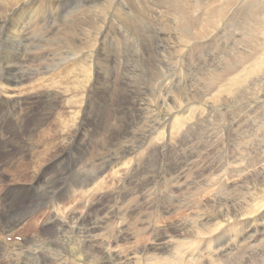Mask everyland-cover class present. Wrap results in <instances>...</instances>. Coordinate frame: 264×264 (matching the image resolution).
<instances>
[{
  "label": "bare ground",
  "instance_id": "1",
  "mask_svg": "<svg viewBox=\"0 0 264 264\" xmlns=\"http://www.w3.org/2000/svg\"><path fill=\"white\" fill-rule=\"evenodd\" d=\"M110 1L112 2V0ZM159 1L165 4L167 0ZM190 1L194 4L204 2V0ZM36 3L42 6V0H0V186H3L0 188V264H264V252L263 249H261V245L264 244V198L261 201L257 200L259 195L264 194V165L251 172V178L249 174L244 176L242 173L252 166V164L247 165L245 163L246 165H244V163L240 164V162H238L240 159L239 157L246 160L252 157L256 162L264 161V156L259 153L260 151H258V153L253 152L254 154H252V147L250 145L253 142L248 143L250 141H246L247 143H244L241 140L242 144H240L239 148H236V145H234L232 141L234 147L231 151L232 155L230 153L227 158L229 159L230 167H227L228 170L226 171H228L227 173L229 175L234 174L241 179V182L235 184V187H233L238 189L237 196H229L227 194V196H225L222 189L228 186L223 182L220 183L217 176L213 175L214 173L208 171L209 175L206 177L204 176V180L201 181L194 172L188 171L186 172L187 174L182 176L180 172L175 174L177 171L173 169L174 166L179 165L177 161L181 160L178 152L181 151V146L185 147L183 146L186 143L185 136L191 131L192 125L199 120L198 111L196 113H190L191 108L188 107L189 103L192 101L199 103L204 99L217 102L218 97L222 98L223 95L234 91L235 88L238 90L239 86L242 85L243 80H240L242 77L246 78L255 72L252 66L255 62L261 63L260 57L263 56L261 54L264 50V45L258 42L259 38L251 39L250 36H258L259 33L264 31V20L257 17L256 14L248 15L249 22L246 20V25L244 24L240 27L243 32L250 33L249 35L245 34L244 37L246 44L248 41H252L251 51L245 50L242 47L244 51L239 53L238 48V50L236 49L238 53H235L233 56L229 54L225 55L224 61L221 63L219 62L217 66L213 65L206 73L203 70L197 72L196 69L195 72H193L196 75V80H199V82L196 84L190 83L191 85L188 86V88L187 82H185L181 87L176 88L174 86V88L171 89V86L174 85V80H169L166 77L164 78L162 71L158 72L154 70V68L147 69L150 75L148 78L146 77V79L149 82L154 78L157 81L160 80L161 87H159V90L164 89V86L167 87L164 96L162 91H157L162 93V95L159 96L158 94L159 98L153 102V105L160 107L167 116L164 117L160 113L152 114L151 112L147 114V116L145 115V120L142 125H138V129L141 127L139 133L132 135L134 140L133 143L125 144L123 142L124 145H120V140L125 137L127 138L129 134L127 131L130 129L129 128L125 132L123 131V127H126L127 124V114H123V111L127 109L128 112H130L134 107V102L131 101L132 98L129 101L130 93L128 94L122 86H125L126 78L121 75L119 76L117 71L119 66L117 63V70L113 67H107V73L100 67L93 66L91 62L92 59L98 62L102 59L101 54H98L94 58L92 52V50L98 47L97 41L99 38L102 39V46L105 45L106 40L111 39L110 37L103 36L102 33V30L108 29V24L107 26L105 25L107 15L105 13H99L102 19L99 21L98 25H94V21L91 22L90 19L79 18L80 14L89 12L91 6L82 8L79 5L74 11L73 18L64 21L65 26H73V23L75 25L71 27V31L65 28V31L62 33L65 35L69 34V36L66 37L67 40L65 39L66 41H64V49L67 48V50L65 49L66 52L63 53V51H61L59 54L50 52L51 56H45V49L29 48L26 44L28 43L26 40H30L32 38L30 36L36 34H34L35 29L31 32L29 31L31 28L30 25H36L37 19H39V7ZM177 3H168V5H164L169 13L173 12L171 13V20L176 23V28L174 29V27H172L175 36H168L167 39H158L152 36L153 39L156 38V41H153V49H150L148 46L150 43L147 42L149 41L147 40L150 38L149 36L147 39L145 38L147 41L143 40V46L145 47L143 50L146 58L151 56L153 58L163 56L159 55V52L173 54L174 51H176V53L180 54L184 59L183 67H185L184 69H186L187 73L189 59H187V57L185 58L183 55L184 47L192 40V44L188 47L187 52L194 51L195 54H198L205 47L213 44L214 40H209V44H202V46L199 45V42L193 44L195 42L193 39L200 38V35L196 34L193 29L190 28L189 24L191 21L185 9L186 5ZM35 4L37 8H33L32 5ZM200 6H205V4H201ZM108 7L106 6V8ZM101 9L104 10V6L103 8L101 7ZM126 13L127 12L120 8H117V15L120 16L124 28L129 26L138 32V30H140L139 26L144 25V22L141 21V17H136V21L133 23L132 20H129ZM207 13L209 17L207 23L208 26L212 28L215 27V20L219 18L223 19L225 15L224 11L220 8L210 9ZM133 14L138 15L140 13L136 12ZM212 17H214L215 20H212ZM144 18L146 19L145 23L151 22L148 18ZM260 19L262 20L261 22ZM85 20L88 21V25L85 24ZM228 20L229 18L227 21ZM164 23V26L167 27L166 31H169V35H172L170 31L173 32V30L172 28L170 29L171 25L169 24L171 22L166 20ZM80 24L86 26L83 33L77 31ZM109 25L112 27V23H109ZM51 27H53V29L55 28L54 26ZM51 27L46 30L48 27L46 26L44 29L42 24V36H47L46 40L48 42L51 38L54 40L61 35H58L59 33L57 34V32L53 33ZM110 29L113 30V28ZM63 30L61 29V32ZM120 30L115 27L113 31L116 33L115 36H118V38L120 36L123 43H125V35L122 34V30L121 32ZM225 30H228V28L224 29V33L219 31L218 27H215L212 33L218 36V38H227ZM228 31L230 32V30ZM38 37L40 36L38 35ZM70 37H75L77 40L73 39L72 41ZM172 40H175V43H173ZM216 41L218 42V40ZM254 41L255 43L258 42L257 49L255 44L253 46ZM24 42H26V48H19ZM159 44H161L162 47H159ZM89 52H91V54H89ZM62 55L65 56L62 57ZM71 57L72 59H70ZM192 59L194 58L192 57ZM48 61H50L53 70L57 68L59 64L65 65L61 69L60 67L57 68L56 72L60 84L62 80H65V84L63 83L64 85L60 86L62 90L63 88L67 90L70 83H74L78 80L80 70L85 72L83 67L82 69H77L72 66L69 68L68 64L70 63L72 65L77 64L78 66H86L87 70L91 69V72L94 74L93 80L96 83L95 85L102 81V76H104L102 75L103 73H105L108 82L113 79L111 81V87L109 88V90L112 91L110 95H107L108 98H105L101 95L104 92V88H101V90L96 86L97 91H95V87L91 85L90 77L88 76L89 73L88 75H84V79L89 84V87L86 88V86L83 85L86 90L82 97H80L82 98L80 108H78V110L75 109L76 120L73 122V128L69 129L67 122L64 120H60L56 124V126L62 130L67 127L68 135H64L62 132H58V134L55 131L46 135L48 132L42 131V125L46 119L50 117V113L53 112L56 106L60 105L62 101V94H60L59 91L57 92L55 90L56 88L54 89L55 91L50 90L51 87L50 89L48 88L50 94L47 95V99H44L45 93L43 94L44 97H42V91L49 86H46L44 82V90L42 89L43 87L37 86V84L42 85L43 76L41 66H43L44 63L47 64ZM143 62H145V60ZM73 69L76 70V73H73ZM102 71L104 72L102 73ZM239 72H242V74ZM181 74L182 73H180V75ZM208 75L215 77V80L212 81V78L207 77ZM84 79L82 77L80 80L82 84ZM32 81L36 82V86L34 83L32 85H34L37 90L29 94L30 92L28 91ZM132 82L133 81H131V83ZM113 83L115 85L120 83V92L122 90L124 95L121 96L119 94L120 96H118L115 94L117 90ZM244 83L243 85H245ZM48 84H50V82ZM75 84L73 85L75 86ZM153 86L156 87V85ZM57 87L59 88L58 85ZM79 87L81 90V86ZM31 91H34L33 88ZM27 92L29 95L25 94ZM211 93H213V98H210ZM236 93H239V90ZM99 98L101 101L105 100L103 105H101V102H98ZM28 99L31 101L30 110L21 107V104L27 105L26 102H29ZM92 102L97 103V105L93 106ZM1 104H5V107L2 108ZM67 104L69 106H76L74 99H68ZM34 105H36V108H32ZM109 106H114V110L119 109V114H103L108 110ZM149 107L151 108V105H149ZM88 109L91 114H87V112H89L87 111ZM148 109V107L145 108L147 111ZM173 109L176 110V113L171 119L169 112L171 110L173 111ZM181 109L183 110L181 111ZM14 110L16 112L19 110V113L15 114ZM249 115H247V117ZM262 117L260 119L264 120ZM148 118L152 119L149 120ZM218 118H220V114H212L208 119L205 118V128L202 126V122L199 130L195 132V134L199 136H197L198 138H196V140H192L193 147L201 148V143L204 138L206 140L205 144L209 143V145L217 141ZM227 119L228 115L224 114L223 120L227 121ZM131 122L133 123L135 121H128V125L132 126L134 124V128L136 129V123L132 124ZM263 126L264 125L261 124L258 126L260 141H264ZM87 127H89V130ZM133 132L131 133L133 134ZM240 133L239 131L238 134L240 135ZM42 135H44V137H49L48 139L51 140L56 139L59 135L62 137L61 143L59 144L61 150L57 152L59 154L57 157H54L57 154H55L52 147H46V157L48 159L51 157L57 158L46 168L43 167L47 162L42 166ZM244 138L245 137L242 139ZM48 139L47 141L50 143L51 141ZM156 139L157 141H154ZM136 142L137 145L135 144ZM117 145L120 146L121 149L119 150L116 147L114 153H112V149ZM140 148L142 153L139 157H136L135 153L136 151L139 152L138 150ZM62 153L64 155L60 157ZM68 154L72 157V161L67 164H62L69 158ZM201 155L203 156V154ZM65 157L66 159H63ZM118 160L122 165L112 164ZM12 161H15L16 164L12 165ZM165 161L169 164L166 172L163 174L164 178L155 170L156 176L154 175L155 177L150 178L151 180H147L146 173L149 166L151 167L152 164L153 167L158 166ZM111 164L112 166H120L119 169H116L118 173L116 172L113 176L111 171V177L113 178L107 179L103 175L102 180L100 181L99 179L98 181V174H103L104 170H107L105 168ZM28 167L29 170H27ZM203 167L204 171L211 170V166L208 162H205ZM120 169L122 172L119 171ZM247 172L248 170L246 173ZM152 173L153 171L150 170L149 176L152 175ZM46 176L48 177L45 181L46 186L49 185V187L42 188V181L44 182L42 177ZM210 176L212 179H210ZM241 176L244 177L241 178ZM9 178H14L15 180L13 179L12 181H19L21 184L8 181L10 180ZM28 179H30L31 182L28 183ZM5 181L7 182L5 183ZM154 181L159 191L163 194L162 197H159L160 200L158 199L160 205L154 207L157 210L149 206V201H152L155 196L150 197L152 189L147 183L151 182L150 184H153ZM209 181L211 183H208ZM212 183L218 186L220 185L219 187L217 186V191L213 194L215 200H219V205L209 204L207 208H201L205 212H199L193 216L192 219L186 218L187 214L182 215L186 208H191V204L192 207L197 206L198 210L199 205L196 196L199 194L201 195L202 186H204V190H206ZM98 186L100 189H98ZM119 186L120 189H117ZM106 187L109 192L107 197L103 196L102 198L101 195H97L98 192L102 191V188ZM85 193H88L91 198H84L82 200L81 194L85 196ZM221 193H223V195ZM48 196L50 197L49 199L46 198ZM78 197L80 200H76ZM222 199H224V202H221ZM42 201L45 202L46 207L49 209L44 219H41L42 221L40 220V225H45L47 227L46 231H42L41 229V231L29 234L26 233L27 228L25 229V233L27 235L29 234V236L23 234L24 238L22 242H17L16 240L7 242L5 239L6 236H10L11 233L18 230L23 233L24 230L22 231V228L24 225H29L33 223V221L35 224L39 222H35L38 218L35 216L34 212L35 209L42 206ZM99 202L102 203V207L92 208V205ZM84 204L86 210H83ZM144 204H147L146 209ZM78 206L81 210H77ZM182 206V213L178 215ZM173 208H175L176 211L179 210L177 213V216L180 217L179 219L174 222L170 221L166 223L165 225H167L168 228L165 230L163 227H158L157 224L154 225L158 216L163 219L165 213L170 212ZM61 213L65 217H62ZM67 216H69V218H67ZM114 219H116V221H114ZM78 220H80V223H77ZM30 228L31 226H29V229ZM173 230L176 232L175 235H177V237L168 234ZM107 235H112V239H110L109 243L114 242V247L107 249L108 251L105 250V243L108 238ZM145 235H149L150 237ZM140 240H145V243L142 244L143 249H138V246L134 247L136 245L135 243L140 242ZM96 241L97 243L95 244ZM128 242H133V246L126 248ZM196 249L198 251L194 253ZM140 251H142V253ZM235 256L238 257L235 259Z\"/></svg>",
  "mask_w": 264,
  "mask_h": 264
},
{
  "label": "rangeland",
  "instance_id": "2",
  "mask_svg": "<svg viewBox=\"0 0 264 264\" xmlns=\"http://www.w3.org/2000/svg\"><path fill=\"white\" fill-rule=\"evenodd\" d=\"M109 1L110 0H106V1L105 0H74V1L73 0L72 1H69V0H42V6H39L36 3L37 6L39 7L38 8L39 9V13H40L39 14V19H37V24L36 25H34V26H32V24L30 25L31 28H30L29 31L31 32L33 29H35L34 30V34L36 33L37 35L35 34L33 36H30L32 38L30 40H26V42H28V43H26V42L22 43V45H20L19 48H26V44H27V46L29 48H42V49H45V56H48V55L51 56L50 52L59 54V53H61V51H63V53H65L67 48H65L66 50L64 49V47H65L64 46L65 45L64 41L67 40L66 37L69 36V34L65 35V34H62V33L65 31V28L68 29L69 31H71V27H73L75 25L73 23V26L72 25L71 26H65L64 21L67 20V19L73 18L74 11L77 9V7L79 5L82 8L83 7L84 8H88L89 6H91L90 11L87 12L86 14H80L79 18H81V19L86 18L87 20L90 19L91 22L94 21V25H98L99 24V21L102 19V16H100V14L101 13H105L107 15V17H106L107 21H106L105 25L107 26V24H108V29L102 30L103 31L102 33H103V36L110 37L111 39L110 40H106L105 45L102 46L103 45L102 39L99 38V40L97 41V46L98 47H96L94 50H92V52H93L94 58L98 54H101V58L102 59L99 62L97 60H95V59H92L91 62L93 63V66L100 67L104 71H106L107 67H113L115 70H117V68L119 66V68L117 70L118 73H119V76L121 75V76L126 78L125 79L126 80L125 81L126 84H125V86L124 85H122V86H123V89L128 94L130 93L129 101L132 98L131 101L134 102V105H133L134 107H133V110L130 111V112H128L127 109H125L123 111V114H127L126 115L127 116V122H126L127 124H126V127L125 126L123 127V131L125 132L129 128L130 129H129V131H127V133H129L127 135V138L125 137L124 139L120 140V145H124L123 142L125 144L126 143L127 144H132L133 143L134 140H133V136L132 135L139 133L141 127H139V129H138V125H142L143 121L145 120V118H144L145 115L147 116V114H150V112H151L152 114H159L160 113L164 117L167 116V115H165V112H163L160 109V107H158L157 105H155V106L153 105V102L156 101L157 98H159V96L162 95V93H163V96H164V92H165V90H167V87L164 86V89L159 90V87H161L160 80L157 81L153 77H152L153 79L149 82L146 79V77L148 78L149 75H150V74H148L147 69L154 68V70H156L158 72L162 71V75L164 76V78L166 77L169 80L170 79L174 80V85L171 86V89H173L174 86L176 88L181 87L185 82H187V88H188V86H190L191 84H193V83L196 84V83L199 82V80H196V75L194 74L196 69H197V72L203 70L206 73V72H208L210 67H212L213 65L217 66V64L219 65V62L221 63L222 61H224L225 55L229 54V55L233 56L235 53H238V51H239V53H242L244 51L243 48L245 50L251 51L252 41L251 42L248 41V43L246 44L245 43V37H244L245 34L249 35L250 33L249 32H243L242 29H240V27H242V25H244V24L246 25V23H245L246 20L249 22V18L247 17L248 15L256 14L257 17H259V18L264 20V0H204V2H202L200 4H194L190 0H176V1L175 0H171V1L167 0L165 2L166 5H168V3L170 4V3H177V2H178L177 4L181 3V4L186 5L185 9H186V11L188 13V17H189V19L191 21V23L188 22V23H190L189 24L190 28H192L193 31L196 34L200 35V38L193 39V40H195V42L193 44H197L199 42V45L202 46V44L203 45L209 44V40L210 41L214 40L213 44L205 47L203 50H201L202 52L200 51L198 54H195L194 51L193 52H187L188 47L192 44V40L186 45V47H184L183 55H184L185 58L187 57V59H189L188 66H187V70H188L187 71L188 74H187L186 73V69H184L185 67H183L184 59L182 58V56L180 54L176 53V51H174L173 54L159 52L160 53L159 55H163V56H159V57L157 56L156 58H153L152 56L146 58L145 54H144V50L143 49L145 47L143 46V40L144 41L149 40V41H147V42H150L148 44V46H149L150 49H153V43H154L153 41L154 40L156 41V38L153 39V37H157L158 39L159 38L167 39L168 36H175L174 35L175 34L174 33V29L176 28V23H174L175 21L171 20V13H173V12L169 13L167 11V9L164 7V5H165L164 2H160L159 0H112V2L111 1L109 2ZM36 4L32 5L33 8H37ZM201 4H205V6L201 7L200 6ZM100 5H101L102 8L104 6V10L101 9ZM106 6L107 7L109 6V7L106 8ZM99 7H100V9H99ZM117 8H120L121 10L127 12L126 14L128 15L129 20H132L133 23H135L136 17H138V18L141 17V19H142L141 21L144 22V25H140L139 26L140 30H138V32H137V30H134L133 28H131L129 26H126L124 28V26L122 24V21L120 19V16L117 15ZM136 8H137L138 11L136 10ZM217 8H220V9H222V11H224L225 15L223 16V19L219 18L218 15H217V17L219 19L215 20L214 17H212L211 19L215 20V23H214L215 25L214 26L218 27L219 31L224 32V29H227V28H228V30H230V32L228 30H225L226 34H227V38H225V37L223 38V37H220V36H219L220 38H218V36H216V35H214L212 33V30L215 27L212 28V27L208 26L207 22L209 20V17H208L207 11L210 10V9H217ZM135 11L139 12L140 14H138V15L133 14V13H136ZM115 15L117 16V18H116ZM108 17L109 18L111 17V18L109 19ZM144 17L148 18L151 22L150 23H147V22L145 23L146 19ZM228 18H229V20L227 21ZM261 19H260V22L262 21ZM87 20H85V24L86 25H88V21ZM166 20L171 22V23H169L171 25V27L169 26L170 29L172 27H174V29L172 28L173 32L170 31L172 33V35H169V31L168 32L166 31L167 27L164 26V24H165L164 21H166ZM225 21H227V22H225ZM41 22H42V24L44 26V29L46 28V26L48 27V28H46V30L50 29L51 26H54L55 30L53 29V27H51V29H53L52 30L53 33L57 32V34L59 33L58 35H60V34L61 35L58 38L54 39V40H52V38H51L49 40V42H48L46 40L47 36H45V37L42 36V24H41ZM109 23H112V27L109 25ZM116 23H117V25H116ZM115 27H117L118 30H120V28H121L122 32H121V30H120V32L125 35V43H123L122 38H120V36H119L120 39L118 38V36H115L116 33L113 31V30H115ZM85 28H86L85 25L80 24L78 29H77V31H80V32L83 33L85 31L84 30ZM110 28H113V30L110 29ZM61 29L62 30L64 29V30L61 32ZM40 33H41V35H40ZM219 34H220V32H219ZM38 35L40 37H38ZM149 36H150V38L147 39ZM116 37H117V40H116ZM250 38L251 39L252 38L258 39L259 38L258 42H261L264 45V31L262 33H259L258 36L257 35H253V36H250ZM71 39H72V41H73V39L77 40L75 37H72ZM216 40H218V42ZM172 42L175 43V40H172ZM236 42H237V44H236ZM258 42L255 43V41H254V43H253V46H254V44L256 45V49H257ZM221 43H222V45H221ZM45 44L48 45V46H46ZM155 44H156V42H155ZM34 45H35V47H34ZM159 47H162L161 44H159ZM173 47H176V46H173ZM238 48H239V50H238ZM236 49L238 50L237 52H236ZM57 50H59V51H57ZM207 50H208V52H207ZM209 51H212V52H209ZM89 54H91V52H89ZM199 54H200V56H199ZM261 55L264 56V50L262 51ZM64 56L65 55H62V57H64ZM123 56H125V57H123ZM263 56L260 57L261 58L260 59L261 63L255 62V64L252 66L255 69V70L253 69L255 72L252 75H250V76H248L246 78L242 77L244 79H242V78L240 79L241 81L242 80L243 81H242V85H240L239 88H238L239 93H236L238 90L235 88L234 91H231V92L226 93L225 95H223L224 98L223 97L222 98L218 97L217 98V102H215V101L211 102V101H208V100L204 99L202 102H199V103H197L195 101H192V102L189 103L188 107L191 108L190 113H196L198 111L199 120H197V122H195V124L192 125L191 131L189 132V134H187L185 136V142L187 144L185 143V145H183L185 147L181 146V151L178 152L180 154L181 160L177 161V163L179 165H176L173 168V169H176V171H177L175 174H178L180 172L182 174V176H184V174H187L186 172H188V171L192 172V173L194 172L195 174L198 175V179H200L202 181V180H204V178L206 176L209 175L208 174V171H209L211 173H214L213 175L217 176V178L219 179L220 183L223 182V183H225L228 186L227 188L222 189L223 190L222 192L224 193L225 196H227V195H229V196H237L238 189H235L233 187H235V184H239L241 182V179H240L239 176H236L234 174L229 175L227 173L228 171H226V170H228L227 167H230L229 159H227V158L230 155V153L232 155L231 151H232V148L234 147L232 145V141H233V144L236 145L235 146L236 148H239L240 144H242L241 140L244 143L246 141H250L248 143H252L253 142L250 145L252 147V154H254L255 152L258 153V151H260L259 153L262 156H264L263 155L264 154V141H260L259 140L260 131L258 129V126L260 124L264 125V120L260 119L262 116H263L262 119H264V103H263L264 102V63H263L264 62V60H263L264 57ZM110 57H112L113 59L110 58ZM192 57L194 59H192ZM51 58H49V59H51ZM70 59H72V57ZM143 59L145 60V62H143L144 61ZM262 60H263V62H262ZM106 63H108V64H106ZM116 63L118 64V66L116 65ZM42 65H43V63H42ZM68 65L67 66L69 68H71V66H72V67H76L77 69H82V67H83L85 72H82L80 70L78 80L76 82H74V83H70L67 90H65L64 88L62 90V87H60V86L65 84V80H62V83L60 84L59 83V77L56 74L57 68L60 67V69H61L63 66H65L64 64L63 65L59 64L57 66V68H55L54 70H53V67L50 65V61H48L47 64L44 63V65H43L44 67L41 66L42 67V76H43V77L41 76L42 77V85H38L37 84V86L38 87L39 86L43 87V86H45L44 84H46V86L47 85L49 86L47 88L45 87L46 88L45 90H44V87L42 88L44 90V91H42L43 92L42 93V97H44L43 94L45 93L44 94L45 95L44 99H47V95L50 94V90H53V91L56 90L57 92L59 91V93L62 94L61 100L64 101V102L61 101L60 105L56 106V108L53 110V112L50 113L51 114L50 117H48L46 119V121L44 122V124L42 125V131H45L46 133L48 132L46 135H48L49 133H51L53 131H55L57 133L58 132H62L64 135H68L67 127H65L62 130V129H60V128H58L56 126V124L60 120H64L65 122H67V126H68L69 129L73 128V122L76 120L75 109L78 110V108H80V105L82 104V101H81L82 98H80V97H82L84 91L86 90L84 86H86V88L89 87V84L84 79V75H88V73H89L88 76L90 77L91 85H93L95 87V91H97L96 90V86H98L100 89L104 88L103 89L104 92L101 94L103 97L108 98L107 95H110V92L112 91V90H109V88L111 87V83H112L111 81L113 79L108 82V80H106L107 77H106L105 73H103L104 71H102V73H103L102 75H104V76H102V81H100V83L98 82L97 85H95L96 83L93 80L94 74L91 72V69H89L90 70L89 71V70H87V67L83 66V65L82 66H78L76 64L77 65L76 66L75 64L72 65L71 63L68 64ZM114 66L115 67L117 66V67L115 68ZM137 69H139V70H137ZM47 72H49V73H47ZM73 73H76L75 69H73ZM90 73H91V75H90ZM180 73H182V74L180 75ZM239 73L242 74V72H239ZM82 77L84 79L83 80V84H82V81H80L82 79ZM207 77L208 78L209 77L212 78V81L215 80V77H213L211 75H208ZM43 78H44V80H43ZM194 78H195V80H194ZM62 79H63V77H62ZM153 80H155V81H153ZM131 81H133V82L131 83ZM43 82H44V84H43ZM49 82H50L51 85L48 84ZM33 83L36 86V82L32 81L31 85ZM75 83H77V84H75ZM106 83H108V84H106ZM243 83L245 85H243ZM73 84H75L76 87ZM177 84H178V86H177ZM31 85H30L29 91H28V92H30L29 94H31V93H33V92H35L37 90L34 85H32V87H31ZM57 85L59 86V88L57 87ZM113 85H114V87L117 90V91H115L116 95H118V96L124 95L122 90L120 92V87H121L120 83H117V85H115L113 83ZM126 85H128V86H126ZM153 85H156V87L153 86ZM79 86H81V90H80ZM50 87H51V89H50ZM82 87H84V88H82ZM124 87H128V88H124ZM32 88H33L34 91H31ZM60 90H61V92H60ZM130 90H132V91H130ZM157 91H162V93L157 92ZM28 92L25 93V94L29 95ZM46 92H47V94H46ZM68 92H69V94H68ZM75 93H76L77 96L75 95ZM213 93H214V91H213ZM213 93H211L210 98H213ZM19 94H20V92H19ZM158 94H159V96H158ZM64 96L66 98H68V99H72V100L74 99L76 106L75 107L74 106H69L67 104V100L68 99H66ZM154 96H155V98H154ZM146 98L147 99L149 98V99L147 100ZM220 99H222V100H220ZM257 99H258V101H257ZM104 101L105 100L101 101L100 98L98 99V102H101V105H103ZM30 102H31L30 100H29L28 103L26 102L27 105L21 104V107L27 108L28 110H30V107H31L30 106ZM92 105L96 106L97 103H95V102L93 103L92 102ZM149 105H151V108L149 107ZM254 106H255V108H254ZM1 107L4 108L5 104H1ZM113 107L114 106H109L108 110L106 112H104L103 114H119V109L118 110H114L115 107L114 108ZM146 107H148L150 109V111H149V109H148V111L145 110ZM32 108H36V105L32 106ZM152 109H153V111H152ZM257 109H258V111H257ZM182 110L183 109H181V111ZM261 110H263V111H261ZM87 111H89V112H87V114H91L89 109ZM14 113L15 114L19 113V110L17 112L14 110ZM175 113H176L175 109H173V111L171 110L169 112V114L171 116V119H172V117L174 116ZM212 114H214V115L220 114V118H218V129H217L218 139H217V141L214 142L215 145L214 144H210L209 145V143L205 144L206 140L204 138L203 142L201 143V148L202 149L201 148H197V147H193V145H192L193 141L192 140H196V138H198L197 136H199V135H196L195 132H197L199 130V127H200L202 122H203L202 126L205 128L204 120L208 119ZM224 114L228 115L227 121L223 120L224 119ZM247 115H249V116L247 117ZM253 115L256 116V117H254ZM52 117H53V120H52ZM148 119L151 120L152 118H148ZM132 120H134L135 122H133V123H136V125H137L136 129L134 128V124L132 122H131L133 124L132 126L128 125V121L130 122ZM222 120H223V122H222ZM127 126H130V127H127ZM44 127H46V128H44ZM235 127H237V128H235ZM87 128L89 130V127H87ZM194 128L196 129V131H195ZM219 129H220V131H219ZM234 130H235V132H234ZM238 130L241 132L240 135L238 134L239 133ZM131 132H133V134ZM128 136H130V137H128ZM165 136H166V132H165ZM242 136L245 137V138L242 139L243 138ZM48 138L49 137H47V136L44 137V135H42V166H43V164H45L47 162L44 165L43 168L49 167L57 159V158H54V157H57L59 155L57 152L61 150V146L59 145L61 143V139H62L61 135H59L54 140H51V139H48ZM47 139L50 140L51 142L49 143L47 141ZM128 139H130L132 142L130 140H128ZM157 139H159V138H157ZM157 139L154 140V141H157ZM232 139H234V140H232ZM165 140H167V139H165ZM45 142H46V144H45ZM135 144L137 145V142ZM237 145H238V147H237ZM46 147H52L53 151L57 155H55L54 157H51V158L48 159L46 157V155H45ZM116 147L119 150L121 149L120 146L117 145V146L114 147V149H112V153H114ZM182 148H183V150H182ZM138 151L140 153L136 151V153H135L136 157H139L141 155V153H142L141 152V148ZM99 152H100V150H99ZM201 154H203V156ZM62 155H64V154L62 153L60 155V157ZM68 156H69V158H67V159H66V157L63 158V159H66V160L62 164H67V163H70L72 161V157L69 154H68ZM128 158H129V156H128ZM239 158H238L239 159L238 162H240V164L241 163L242 164L244 163V165L252 164V166H250L247 169L248 170L247 173H246L247 170L242 173L244 176L245 175L247 176L248 174L250 175L251 172L255 171V169H258L259 167L264 165V161L256 162V160L253 159L252 157H249L247 160L243 159L242 157H239ZM221 159H223V160H221ZM205 162L206 163L208 162V164L211 166V170H215V169L216 170L215 171H211V170L204 171V167L203 166H204ZM15 164H16L15 161H12V165H15ZM112 164L120 165L121 163H119V160H118L116 162H113ZM112 164L105 168L107 170H104L103 174H101V175L98 174V177H99L98 181H99V179H100V181L102 180V176L103 175L107 179L108 178H113V177H111V173L110 172L112 171L113 176H114L115 173L117 172L116 169H119L120 166H112ZM168 164L169 163L165 161L163 164H160L158 166H154L153 167V164H152L151 167L149 166L148 171L146 173L147 180H151L150 178L156 176L155 170L158 171L159 175H161L164 178L163 174L166 172ZM244 165H242V166H244ZM181 166H183V167H181ZM27 170H29V167L27 168ZM87 170H89V169H87ZM150 170H152L153 173H152V175L149 176ZM31 171H33V170H31ZM31 171H30V173H31ZM119 171H121V169ZM106 175H108L109 177L106 176ZM244 176H241V178H243ZM251 178H252V176H251ZM13 179L14 178H12V179H10L8 181H12ZM47 179H48L47 176L46 177H42V180H44V182L42 181V188L47 187V186L49 187V185L46 186V182L45 181ZM210 179H212L211 176H210ZM221 179H223V180H221ZM29 180L30 179H28V183L31 182V180L30 181ZM201 181H200V183H201ZM210 181L208 183H211ZM6 182L7 181H5V183ZM12 182H14V183L16 182V184H21L19 181H12ZM150 183L151 182L147 183L148 185H150L149 187L152 189L150 197H152V196H155V197H153L152 201H149V203H150L149 206L151 208H154V207L160 205L158 203V199H159V197H162L163 194H162L161 191H159V188H157V184H156L155 181L153 182V184H150ZM214 185H216V186H214ZM91 186H93V185H91ZM217 186H218L217 184L212 183L207 188L208 190L207 189L204 190V186H202L203 189H201V191H202L201 195L199 194L198 196H196L197 202H198V205H199L198 210H197V206L196 207L194 206L195 207L194 208V207H192V204H191V206H190L191 208L190 209L186 208V210H184V213H182V210H183V206H182V208H180V213L178 215H181V213H182V215H186L187 214L186 215L187 217L186 216L185 217L188 218V219L189 218L192 219L193 216H195L199 212L200 213L205 212L201 208H207L209 206V204H211V205H219V200L218 199L215 200V198H214L215 196L213 195L217 191ZM2 187L3 186L1 185L0 188H2ZM98 189H100L99 186H98ZM117 189H120V186ZM101 190L102 191L98 192L97 195H101L102 198H103V196L107 197V194L109 193L108 190H107V187L106 188H102ZM223 193H221V194L223 195ZM92 194H93V192H92ZM103 194H105V195H103ZM182 194H184V193H182ZM202 194H203V196H202ZM46 198L49 199L50 197L48 196ZM81 198L83 200L84 198H91V196H89L88 193H85V196H83L81 194ZM263 198H264V194L259 195L257 200L261 201ZM76 200H80V198L78 197V198H76ZM221 202H224V199H222ZM43 204H44V206H43ZM100 206L101 207L103 206L101 202H99V203H97L95 205H92V208H100ZM144 207L146 209L147 208V204H144ZM154 209L157 210L156 208H154ZM48 210L49 209L46 207L45 202L42 201V206L38 207L37 209H35V212H34L35 216H37V218H38V220L35 221V222H38V221L39 222L35 224L34 221H33V223H30L29 225H24L23 228H22V231L24 230L23 233L19 232V230L15 231L16 233L13 232V233H11L10 236H6L5 237L6 241L7 242H12V241L16 240L17 242H22V240L24 238L23 234L24 235H27L26 233L32 234L33 232L41 231V229H42V231H44V230L46 231L47 227L45 225L41 226L40 225L41 224L40 220L44 219V217H45L46 213L48 212ZM64 210H66V209H64ZM77 210H81L79 208V206H78ZM83 210H86L85 204H84ZM178 211H176L175 208H173L172 210H170V212L165 213V215L163 216L164 217L163 219H161L160 216H158V219L156 220L154 225L157 224L158 227H163L164 230L167 229L168 226L165 225L166 223H169L170 221L174 222L175 220L180 218V217L177 216ZM188 214H189V216H188ZM61 216L65 217L62 213H61ZM67 218H69V216H67ZM168 218H169V220H168ZM114 221H116V219H114ZM77 223H80V220H78ZM29 226H31L30 229H29ZM190 228H191V226H190ZM25 229H27L26 233H25ZM17 232H19V233H17ZM175 233L176 232H174V230H173V231H171L168 234H172V236L177 237V235H175ZM21 234H22V236H21ZM29 234L27 236H29ZM145 236H147V235H145ZM107 237H106L107 238V242L105 243V246H106L105 250L106 251H108L107 249H110V248L114 247V242H110L111 245L109 243L110 239H112V235H107ZM147 237H150V236L148 235ZM96 243H97V241L95 242V244ZM132 243L128 242V246L126 248H129V247L133 246ZM143 243H145V240H140V242L135 243L136 245L134 247L138 246V249H140V248L143 249V247H142ZM263 245H261V249H263V252H264V246ZM108 246H110V247H108ZM196 251H198V250L197 249L194 250V253ZM140 252L142 253V251H140ZM140 252H139V254H140ZM237 257L238 256H235L234 258L236 259Z\"/></svg>",
  "mask_w": 264,
  "mask_h": 264
}]
</instances>
